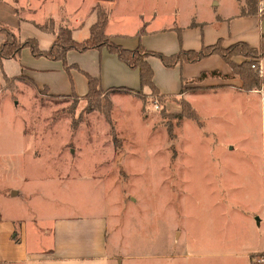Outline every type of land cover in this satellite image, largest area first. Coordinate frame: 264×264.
<instances>
[{
  "label": "rangeland",
  "instance_id": "obj_1",
  "mask_svg": "<svg viewBox=\"0 0 264 264\" xmlns=\"http://www.w3.org/2000/svg\"><path fill=\"white\" fill-rule=\"evenodd\" d=\"M194 1L204 20L231 15L238 3L0 0V25L21 41L37 39L43 49L51 38L42 29L53 25L74 29L78 42L87 39L98 2L112 10L110 30L125 22L132 32L141 21L139 10L145 20L158 10L164 24L187 5L179 14L185 21ZM246 2L247 10L264 12V0ZM22 52L13 62L17 69L27 61ZM87 58L91 70L94 61ZM51 61L63 69L38 76L46 86L56 91L67 85L75 92L85 82L87 73L68 55L70 70ZM248 61L257 63L260 88L234 72L240 84L224 80L215 90L185 82L188 95H206L197 102L185 95L162 102L150 89L103 91L95 103L74 93L52 96L23 77L3 80L0 67V216L25 219L32 244L56 217H111L121 250L116 264H264L257 261L264 258V248L258 249L264 222L252 224L264 221V68L260 60Z\"/></svg>",
  "mask_w": 264,
  "mask_h": 264
},
{
  "label": "crops",
  "instance_id": "obj_2",
  "mask_svg": "<svg viewBox=\"0 0 264 264\" xmlns=\"http://www.w3.org/2000/svg\"><path fill=\"white\" fill-rule=\"evenodd\" d=\"M160 1L164 5L169 3V0ZM246 1L238 0L231 15L220 12L210 20H204L200 17L199 5L194 1L191 4V15L188 19L184 21L179 18V14L188 9L187 5H183V7L176 8L175 14L171 16L168 23L164 24L159 21L160 13L158 10H156L157 12L154 10V13L146 20L141 14L143 11L139 10L141 21L138 20L132 32L126 31L125 22L120 29L110 30L109 20L106 34L112 38L114 43L124 49L132 51L142 44L149 51L167 56L178 54L181 50L200 51L203 47L214 46L219 41H222L224 47L246 43L251 48H258L261 38L264 36V17L260 18L261 13L242 16L241 13L248 4ZM210 6L218 7L220 2L211 0ZM259 9V7H254L251 10L246 9V12L259 11ZM109 12L111 13L112 10ZM96 20L97 18L94 23ZM76 23L78 24L79 21ZM143 27H145V33L138 37L137 34ZM72 31L74 37L75 30L72 29ZM42 32L51 38L47 47L42 45V48L46 50L53 45L56 35L44 30ZM3 41L0 34V45ZM22 54L27 57V61L20 69L13 65L16 60L3 61L0 67H4V76L9 79H18L22 75L24 79L32 82L37 89L47 90L48 94L52 96H69L74 93L82 98L87 95L89 87L86 76L85 79L83 78L85 82L81 80V85L75 92L71 91L67 85L61 88L62 90L55 91L52 87L40 82L38 76L46 72L63 69L60 63L52 62L47 58L36 60L32 58V54L28 50H24ZM67 55L71 65L78 66L79 64L84 73L99 79L101 88L105 92L118 88L141 91L139 71L131 69L116 55L109 53L107 49H103L101 53L95 49L84 53L72 50ZM88 55L94 61L91 70L85 66ZM234 61L240 65L245 62V58L237 57ZM263 61L264 59L261 60L262 70L264 68ZM149 63L154 71L155 85L161 95H185L193 102H197L198 97L206 95L196 97V95H188L187 92L181 93L186 84L182 83V79L186 82L195 81L197 85L206 87V91L215 90L212 86L222 83L224 80L234 82L232 84L235 85L240 84L241 81L240 78L234 76L232 69L219 55L207 57L194 64H178L174 68L165 67L155 57L150 58ZM8 67H12L11 73L8 72ZM80 69L79 71H81ZM77 73L79 72H74V74ZM204 73H220L222 76H209L201 79ZM4 76H2L3 80L5 79ZM144 92L150 91L145 88ZM215 95L217 94L210 96ZM13 195L17 196L18 193L14 194L13 192ZM262 222L264 221L260 217L256 218V221L252 220L253 226L256 227ZM27 226L25 219L0 216V264H116L121 252L119 242L114 237L112 218L102 214L56 217L50 229H46L40 234L37 233L34 244L29 238ZM262 248H264V240L258 247V249Z\"/></svg>",
  "mask_w": 264,
  "mask_h": 264
},
{
  "label": "trees",
  "instance_id": "obj_3",
  "mask_svg": "<svg viewBox=\"0 0 264 264\" xmlns=\"http://www.w3.org/2000/svg\"><path fill=\"white\" fill-rule=\"evenodd\" d=\"M101 1V0H100ZM248 1V0H247ZM96 12L97 20L90 28V35L87 39L78 42L73 37L72 29L68 27H60L57 30L54 28L53 20H51V24L53 28H41L45 32L53 33L56 35V39L53 45L49 49H41L39 46V42L35 38H30L25 41H21L18 36L10 31L9 28L0 25V33L6 36V40L2 42L0 45V66L2 65L4 60H19L21 52L24 48H29L34 57H45L53 61H62L67 70H70V66L67 63V54L68 52L75 50L81 53L87 52L89 50H98L102 51L103 49H107L109 53L116 55L120 61L125 63L133 70H138L140 73L141 80V91H134L127 88H118V89H110L105 94H123V95H131V94H140L143 92L145 88L150 89L152 93H156L160 95V99L162 102H165L168 98L171 100H178L174 98L172 95H161L159 90L157 89L154 82V71L149 63V59L152 57L158 58L165 67L174 68L178 64L185 63H197L207 57L213 55H219L226 64L232 69L236 76H239L244 84L251 85L254 87L260 88V82L256 74H254V66L257 63L248 61V58H253L255 60H263L264 59V36H262L260 45L258 48H251L246 43H238L230 48H223L222 41H219L216 45L210 47H203L200 51H183L181 50L178 54H174L171 56H167L161 53H157L154 51H149L142 44H140L135 50H127L117 45L112 41V38L106 34V28L109 23L110 13L104 11L100 2H98L94 8L93 13ZM242 16L249 15H259V11L246 12V9L242 11ZM264 17V12L260 14V18ZM145 33V27H143L139 33L138 37H141ZM235 57H244L247 61L242 64H237L233 59ZM77 68V67H76ZM218 73H204L201 79L208 78L209 76H217ZM5 79H8L4 76ZM22 77V75H20ZM19 77V78H20ZM88 79V87L89 91L86 96L82 97L84 100L90 102H97L100 96L104 95L103 90L101 88V84L99 79L86 74ZM248 81V82H247ZM185 80L182 79V83L185 84ZM264 84V82H262ZM253 88H249L252 90ZM185 89L182 88V92L184 93ZM171 96V97H170ZM185 104L182 101V105ZM196 119V117H194Z\"/></svg>",
  "mask_w": 264,
  "mask_h": 264
},
{
  "label": "built area",
  "instance_id": "obj_4",
  "mask_svg": "<svg viewBox=\"0 0 264 264\" xmlns=\"http://www.w3.org/2000/svg\"><path fill=\"white\" fill-rule=\"evenodd\" d=\"M259 68V67H258ZM254 69L255 70H257V65L256 66H254ZM261 71V70H260ZM260 260V262H264V258L263 259H257V261H259Z\"/></svg>",
  "mask_w": 264,
  "mask_h": 264
},
{
  "label": "water",
  "instance_id": "obj_5",
  "mask_svg": "<svg viewBox=\"0 0 264 264\" xmlns=\"http://www.w3.org/2000/svg\"><path fill=\"white\" fill-rule=\"evenodd\" d=\"M106 1H113V0H106Z\"/></svg>",
  "mask_w": 264,
  "mask_h": 264
}]
</instances>
